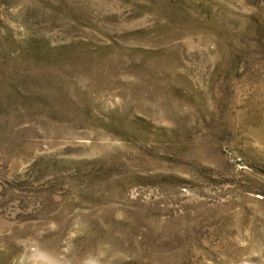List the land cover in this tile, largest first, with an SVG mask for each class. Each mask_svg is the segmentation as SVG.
Returning a JSON list of instances; mask_svg holds the SVG:
<instances>
[{
  "label": "rangeland",
  "instance_id": "1",
  "mask_svg": "<svg viewBox=\"0 0 264 264\" xmlns=\"http://www.w3.org/2000/svg\"><path fill=\"white\" fill-rule=\"evenodd\" d=\"M0 264H264V0H0Z\"/></svg>",
  "mask_w": 264,
  "mask_h": 264
}]
</instances>
